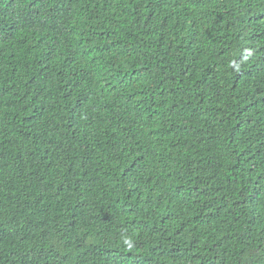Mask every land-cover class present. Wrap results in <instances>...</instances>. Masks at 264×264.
I'll return each instance as SVG.
<instances>
[{"label":"trees","instance_id":"1","mask_svg":"<svg viewBox=\"0 0 264 264\" xmlns=\"http://www.w3.org/2000/svg\"><path fill=\"white\" fill-rule=\"evenodd\" d=\"M0 264H264V0H0Z\"/></svg>","mask_w":264,"mask_h":264}]
</instances>
